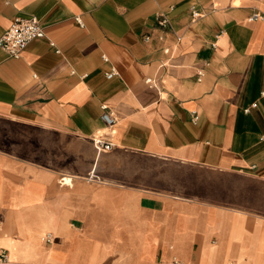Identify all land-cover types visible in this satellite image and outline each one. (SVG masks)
<instances>
[{
	"label": "crops",
	"instance_id": "0c3cea01",
	"mask_svg": "<svg viewBox=\"0 0 264 264\" xmlns=\"http://www.w3.org/2000/svg\"><path fill=\"white\" fill-rule=\"evenodd\" d=\"M30 17L47 37L19 58L0 50V120L57 135L67 164L0 146L12 264H264L263 215L168 184L169 173L264 181V0H0V37ZM102 105L117 124L98 154Z\"/></svg>",
	"mask_w": 264,
	"mask_h": 264
},
{
	"label": "rangeland",
	"instance_id": "374dc122",
	"mask_svg": "<svg viewBox=\"0 0 264 264\" xmlns=\"http://www.w3.org/2000/svg\"><path fill=\"white\" fill-rule=\"evenodd\" d=\"M28 138L34 140L35 143L42 142L43 144L41 146L34 145L27 140ZM48 141L58 143L55 156L48 155ZM64 141L66 144L70 143L69 139H65ZM63 145L64 143L55 134L38 128H25L5 120H0V146L6 149L17 150L26 156H34L44 163L50 157L55 164L64 165L67 162L64 161L61 154ZM124 158H129V156L125 155ZM177 175L178 173H169V187L184 191L186 195L196 194L197 190H199L201 199L230 204L231 206L246 205L250 212L264 216V181L241 176H222L214 173H183L182 176ZM191 179L199 183V188L196 187L195 183L192 185L188 182ZM227 181L231 183V187H219V185ZM233 184L246 189L247 192L242 194L237 193L236 189L238 187H232Z\"/></svg>",
	"mask_w": 264,
	"mask_h": 264
},
{
	"label": "built area",
	"instance_id": "2783aa9c",
	"mask_svg": "<svg viewBox=\"0 0 264 264\" xmlns=\"http://www.w3.org/2000/svg\"><path fill=\"white\" fill-rule=\"evenodd\" d=\"M199 11H193V19L201 17ZM262 18L260 13L252 15L249 20L256 21ZM77 22L82 25V20L76 18ZM159 29L163 32L159 36V40L163 41L165 34L171 28L170 19L165 14L157 16ZM47 37L45 27L41 21L36 17L18 18L14 21L6 33L0 37V50L6 52L9 56L14 58L21 57L22 53L27 49L28 45L37 39H45ZM151 35L145 36V40H151ZM107 60L106 58H104ZM115 71L107 74L109 79L113 78ZM203 76V73H200ZM147 83H153L152 79H147ZM101 119L106 124V131H98L91 139L98 154L109 152L115 146L117 114L106 105H102ZM197 119V115L195 116ZM92 178V177H91ZM65 183V177L62 178ZM50 237H48V240ZM0 264H12L10 255L7 250L0 249Z\"/></svg>",
	"mask_w": 264,
	"mask_h": 264
},
{
	"label": "bare ground",
	"instance_id": "6f19581e",
	"mask_svg": "<svg viewBox=\"0 0 264 264\" xmlns=\"http://www.w3.org/2000/svg\"><path fill=\"white\" fill-rule=\"evenodd\" d=\"M66 182L70 184L72 183V179L66 178Z\"/></svg>",
	"mask_w": 264,
	"mask_h": 264
}]
</instances>
